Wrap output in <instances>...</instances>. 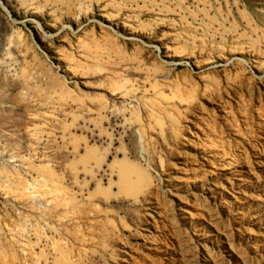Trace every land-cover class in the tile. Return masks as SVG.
<instances>
[{"label": "rangeland", "instance_id": "1", "mask_svg": "<svg viewBox=\"0 0 264 264\" xmlns=\"http://www.w3.org/2000/svg\"><path fill=\"white\" fill-rule=\"evenodd\" d=\"M7 1L0 264H264V0Z\"/></svg>", "mask_w": 264, "mask_h": 264}, {"label": "bare ground", "instance_id": "2", "mask_svg": "<svg viewBox=\"0 0 264 264\" xmlns=\"http://www.w3.org/2000/svg\"><path fill=\"white\" fill-rule=\"evenodd\" d=\"M11 1H12V4L10 1H7L10 5L9 7H11V6L14 7L15 5L17 6L16 0H11ZM64 1L65 0H63V2ZM17 7H15V8H17ZM20 15L21 14H19L17 16H20ZM67 15L68 16L66 18H69L70 21H73L74 11L72 8L67 13ZM28 16L33 17V14L31 15L29 13L27 15V17ZM92 17L93 16H91L88 21H90V19ZM0 29L2 32H4L6 30V26L4 25V23L1 20H0ZM12 42H15V41L12 40L10 43H12ZM27 44H28L29 49H32L29 41H27ZM17 48H21V46H19ZM9 54L15 55L16 52L13 48H10ZM40 61H41L40 65H38L37 63H34L32 65H29L27 69L30 71V70H36V68L39 67V71L37 73H38V75L41 76V78H44V77L47 78V80L49 82L48 83L49 87H52V88L58 87L59 84H63V83H61L62 81L60 80V76L57 74V72H54L53 69L47 68V66H49L47 64V61L46 60L45 61L40 60ZM25 89H27L28 91H31V92L35 91V88L32 87L30 84L25 86ZM90 158L92 160L97 161V162L101 161L98 154H96V153H93ZM117 168H118L117 172L119 171V175H120V176L118 175V177H120V181L118 180V182H120V184H117V185H120L119 186V193L120 194H118V195H120V197H121V195L124 196L123 194H125V197L127 196V198H129L128 196H130L131 198H137L139 195H141V193L144 194V192L150 188L151 183H150V179H149L148 175L144 172L145 170L142 171L141 170L142 168L140 169L138 165H136V164L134 165V163H129L127 160L126 161L123 160V162H121V163L119 162V165L117 166ZM109 192L111 193V190ZM110 193H109V195H110ZM126 194H129V195H126ZM103 195L105 196L104 198H108V199L111 198V197H109L108 194L105 195V192ZM3 247L5 249V253H7L6 244L5 245L3 244Z\"/></svg>", "mask_w": 264, "mask_h": 264}]
</instances>
